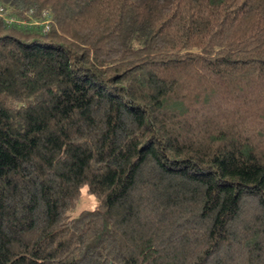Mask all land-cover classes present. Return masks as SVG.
Returning <instances> with one entry per match:
<instances>
[{
    "label": "trees",
    "instance_id": "1",
    "mask_svg": "<svg viewBox=\"0 0 264 264\" xmlns=\"http://www.w3.org/2000/svg\"><path fill=\"white\" fill-rule=\"evenodd\" d=\"M0 9V264H264V0Z\"/></svg>",
    "mask_w": 264,
    "mask_h": 264
},
{
    "label": "rangeland",
    "instance_id": "2",
    "mask_svg": "<svg viewBox=\"0 0 264 264\" xmlns=\"http://www.w3.org/2000/svg\"><path fill=\"white\" fill-rule=\"evenodd\" d=\"M97 206V202L95 201V199L91 196H84L83 201L79 204V206L77 207L74 215L78 214L84 207H96Z\"/></svg>",
    "mask_w": 264,
    "mask_h": 264
},
{
    "label": "built area",
    "instance_id": "3",
    "mask_svg": "<svg viewBox=\"0 0 264 264\" xmlns=\"http://www.w3.org/2000/svg\"><path fill=\"white\" fill-rule=\"evenodd\" d=\"M2 10L0 9V12H1ZM45 17H47V19L44 21V25H45V30L47 31V30H49V18H48V14L47 13H45ZM8 22H10V21H8Z\"/></svg>",
    "mask_w": 264,
    "mask_h": 264
}]
</instances>
